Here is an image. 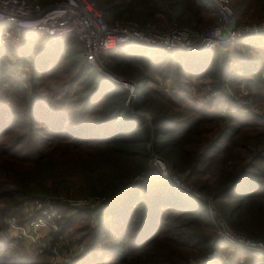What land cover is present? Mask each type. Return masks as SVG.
Returning <instances> with one entry per match:
<instances>
[{"label": "trees", "instance_id": "trees-1", "mask_svg": "<svg viewBox=\"0 0 264 264\" xmlns=\"http://www.w3.org/2000/svg\"><path fill=\"white\" fill-rule=\"evenodd\" d=\"M94 1L105 19L163 30L201 31L215 17L209 0ZM231 4L237 27L264 22V0ZM67 62L72 75L46 84ZM103 64L136 84L131 107L128 91L86 62L72 33L27 34L15 47L0 46V264H49L45 251L25 255L3 234L8 215L46 199L61 213L53 238L85 243L61 264H222L224 254L229 264H250L247 251L215 240L206 202L166 179L134 182L151 151L187 171L186 183L211 197L230 228L264 241V39L200 54L118 50ZM29 87L22 111L11 96ZM223 101L234 113L216 112Z\"/></svg>", "mask_w": 264, "mask_h": 264}, {"label": "built area", "instance_id": "built-area-1", "mask_svg": "<svg viewBox=\"0 0 264 264\" xmlns=\"http://www.w3.org/2000/svg\"><path fill=\"white\" fill-rule=\"evenodd\" d=\"M216 13V21L205 30H188L173 26L163 30L155 25L140 26L133 21L105 19L94 0H57L40 5L33 0H0V46L15 47L27 34L58 36L72 33L81 43L84 58L103 75L128 91V100L134 99L136 84L132 80L117 77L103 67L104 57L116 51L131 49H157L164 52L182 51L200 54L211 51L225 43L237 40L249 41L264 38V22L236 26L231 0H209ZM132 116L138 114L132 111ZM149 167L143 175L135 177L134 183L166 179L179 192L191 194L208 207L211 221L216 229L215 240L245 249L253 257L252 264H264V241L250 238L234 231L216 211L209 197H205L188 185V172H176L170 164L151 152ZM38 217L19 223L13 215L5 220L8 229L22 241L33 245L38 252L46 249L51 254V264H61L79 255L81 244H69L61 248L60 241H53L58 231L61 213L48 199L35 200L29 204ZM91 219V226L95 221ZM64 253L60 257V254Z\"/></svg>", "mask_w": 264, "mask_h": 264}, {"label": "rangeland", "instance_id": "rangeland-1", "mask_svg": "<svg viewBox=\"0 0 264 264\" xmlns=\"http://www.w3.org/2000/svg\"><path fill=\"white\" fill-rule=\"evenodd\" d=\"M55 1H57V0H55ZM50 2V1H49ZM52 2V1H51ZM50 2V3H51ZM54 2V1H53ZM231 2H232V0H231ZM39 4V3H38ZM48 4V3H47ZM46 5V4H45ZM231 6H232V4H231ZM216 21V13H215V17H214V21L212 22V24H210L208 27H206V28H204L203 30H205V29H207V28H209L211 25H213V23ZM149 24V23H148ZM149 25H151V24H149ZM170 30V29H169ZM255 39H264V38H262V37H260V38H254V39H252V40H255ZM226 44H228V43H225V44H223V45H226ZM222 45H220L219 47H217V48H220ZM102 64H103V60H102ZM69 65V62H67V65H66V63H64L63 65H61V66H59V68L56 70V72H54V76L52 77L53 78V81H51V82H47L46 84H48V83H56V82H58L60 79H62V77H67V76H70V75H72V73L74 72L73 70V68H72V66H68ZM103 67L106 69V70H108V68H106L105 67V65L103 64ZM234 68H235V63H232V65H231V69H230V71L232 72V71H234ZM25 71V70H24ZM24 71H22V72H24ZM109 71V70H108ZM110 73H111V71H109ZM113 74V73H112ZM54 77H56L55 79H54ZM65 79V78H64ZM237 86V85H236ZM237 88V90L239 91V93L240 94H243L244 92H245V89H244V87H243V84H241L240 85V88L237 86L236 87ZM30 87H29V89H28V92L27 93H21L20 95H14V96H11V103L16 107V108H20V109H22L23 108V110L22 111H24L26 108H27V106H26V104L28 103V98H29V94H30ZM224 89H225V91H226V93L227 94H229V97H235V96H237L236 94H234L233 92H232V90L229 88V84L228 83H225V86H224ZM208 99V98H207ZM131 103H133V101L132 102H128V105H130V107H131ZM224 104H226V102L225 101H223V102H220V103H218L216 106H215V110H217L216 112L217 113H221V114H232V113H234V109H231V111H227V109H226V107H225V105ZM226 109V110H225ZM132 111L133 110H131V113H132ZM243 112V111H242ZM150 151V150H149ZM150 154H151V151H150ZM210 198V200L212 201V199H211V197H209ZM95 202V201H94ZM89 204V203H91V202H88L87 200H70L69 201V204L72 206V207H81V205L82 204ZM74 205H76V206H74ZM216 209V208H215ZM24 211H25V214L23 213V215H22V213H11L10 215H13V217L15 218V220L18 222V220H21L22 218H24V217H28V216H30V215H33V212L31 211V208L29 207V205H27V208H25L24 209ZM216 211L218 212V214H220V212L216 209ZM9 216V215H8ZM7 216V217H8ZM7 218H5V220H6ZM92 221L94 222L95 221V219L92 217ZM6 223V222H5ZM89 224H91V219L89 220ZM7 225V224H6ZM74 227H78V229H81L80 227H82V224L81 223H79V224H76V225H74ZM4 234V236H6V237H8L9 239L11 238L12 240H15L16 242H14L13 241V243H12V245H14L17 249L19 248V250H21L22 252H24L25 253V255H31L32 253H34V250L36 249L33 245H30V244H28V243H26V242H24V241H22L21 239H19V238H17L12 232H10V230L9 229H6V231L3 233ZM75 238H79L80 237V234H78V235H75L74 236ZM53 241H60L61 242V248H63V247H65L66 245H69V244H81V245H83V248L85 247V243L84 242H77V240L76 239H74V240H72V241H70L69 240V238L67 237V236H64V237H58V238H54L53 239ZM18 244V245H17ZM230 245V244H229ZM233 246V245H232ZM37 250V249H36ZM243 250H245V249H243ZM38 251V250H37ZM83 251V250H82ZM245 251H247V250H245ZM45 252H46V254H47V257H48V263L49 264H51V254H49V251L46 249L45 250ZM247 253H248V255L250 256V258H252V260H251V263L250 264H252V262H253V257L249 254V252L247 251ZM62 255H64V253H62V254H60V257L62 256ZM229 256L228 255H226V254H224L222 257H221V263L222 264H229ZM238 262L239 263H243L244 262V259L241 257V258H239V260H238ZM203 264H205V263H203Z\"/></svg>", "mask_w": 264, "mask_h": 264}]
</instances>
